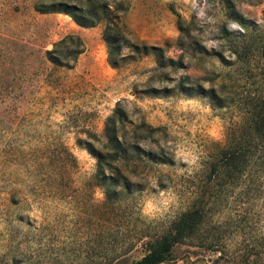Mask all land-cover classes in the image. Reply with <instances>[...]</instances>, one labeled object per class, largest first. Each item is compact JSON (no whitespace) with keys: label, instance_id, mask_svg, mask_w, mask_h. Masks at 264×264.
Returning <instances> with one entry per match:
<instances>
[{"label":"rangeland","instance_id":"1","mask_svg":"<svg viewBox=\"0 0 264 264\" xmlns=\"http://www.w3.org/2000/svg\"><path fill=\"white\" fill-rule=\"evenodd\" d=\"M41 1L85 0H0V264H129L196 195L212 200L206 220L161 264H264V148L253 168L209 174L228 128L245 134L236 121L264 95V0H229L234 11L225 0H124L119 52L105 20L82 27L37 11ZM70 34L82 51L63 59L72 67L52 64L45 51ZM154 47L171 61L160 65ZM116 107L129 140L136 124L159 128L139 146L170 162L129 155L118 176L128 189L108 194L87 146L102 148Z\"/></svg>","mask_w":264,"mask_h":264},{"label":"trees","instance_id":"2","mask_svg":"<svg viewBox=\"0 0 264 264\" xmlns=\"http://www.w3.org/2000/svg\"><path fill=\"white\" fill-rule=\"evenodd\" d=\"M225 2L226 6L234 11L230 1L225 0ZM35 9L42 13H65L76 24L82 27H92L100 21L105 20L106 25L103 37L108 48L109 50L114 48L116 52L120 50L122 37L119 33V25L122 23V16L127 10V4L124 0H85L84 7H77L75 4L62 1L51 3L50 1H41L35 5ZM178 24L181 29V21H178ZM176 42H179V39ZM132 46L136 51L139 49L136 45ZM143 46L146 49V45ZM82 48L83 42L81 37L70 34L54 42L53 47L45 51V56L54 65L72 67L73 63L69 64V61H63V59L66 57L75 59L82 51ZM152 49L156 56V61L160 65L171 61V58L165 57L163 47H154ZM116 62L115 59H109V63L112 66H115ZM180 86L184 87L185 84L181 83ZM199 88L202 89L200 86ZM207 93L212 101L219 100L220 98L214 89L207 90ZM126 120L127 115L125 111L121 107H116L113 113L106 118L104 125L106 141L102 148L95 150L87 146L93 152L97 161L96 176L109 181L106 183L108 194L119 183L125 189H128L129 180L126 177L119 179L118 176H121V172L123 171L122 163L126 161L129 155H134L140 160L162 165L170 162L160 150L139 146V142L144 139L155 144L157 138L154 132L159 129L158 127H151V125L146 123L136 124L131 129V136L129 137L131 140H129L127 135L121 131ZM236 123L240 127V132H244L245 134L242 133L240 136H236L233 128H228L226 144L216 146V152L210 163L209 174L210 176L213 175L214 178L224 176L229 179L233 175L241 173L245 167L249 166L253 168L257 165V151H255V147L257 148V145H259V147L264 148V95L260 97L258 102L249 111L243 113L239 117V123L238 121ZM246 134H249L251 139L257 142L247 143ZM107 171L110 173L108 174ZM116 177L118 180H116ZM211 202L210 197L209 199L206 198V200L200 198L198 195L193 197L189 207L170 222L163 234L146 242L149 250L139 259L129 264H161L172 260L175 246L186 238L195 236L196 232L201 228L207 216L206 206Z\"/></svg>","mask_w":264,"mask_h":264}]
</instances>
